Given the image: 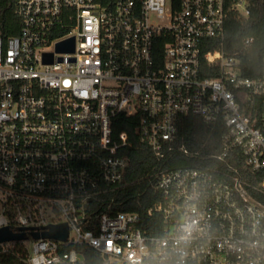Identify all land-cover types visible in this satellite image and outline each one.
<instances>
[{
	"label": "built area",
	"instance_id": "built-area-1",
	"mask_svg": "<svg viewBox=\"0 0 264 264\" xmlns=\"http://www.w3.org/2000/svg\"><path fill=\"white\" fill-rule=\"evenodd\" d=\"M231 11L247 16L246 0L17 1L20 32L0 36V229H69L22 241L23 263L85 264L89 248L102 264H264V206L247 189L264 194V179L240 174L264 171V73L243 77L236 57L209 47L222 46ZM202 63L219 77L201 78ZM118 115L137 118L161 157L181 116L225 126L204 164L159 172L160 234L138 214L91 209L123 186L131 141Z\"/></svg>",
	"mask_w": 264,
	"mask_h": 264
},
{
	"label": "trees",
	"instance_id": "trees-1",
	"mask_svg": "<svg viewBox=\"0 0 264 264\" xmlns=\"http://www.w3.org/2000/svg\"><path fill=\"white\" fill-rule=\"evenodd\" d=\"M18 0H0V36L8 38L19 34L21 21L15 14ZM112 6L115 0H103ZM249 10L247 16L239 11H231L225 25V38L221 44L212 40L209 47L217 49L222 47L226 54L236 57L243 77L260 78L264 73V0H246ZM69 32V30L67 31ZM64 33V32H62ZM253 39L247 43L248 39ZM163 42L158 45L161 51ZM201 78H218L207 63H202ZM264 97L258 100L256 110L262 111ZM114 130L117 134L127 132L131 145L122 151V156L128 161L123 186L108 191L97 208L98 212H107L111 215L117 213H135L140 216L141 228L146 234H160L163 229V218L158 212L151 209L163 201L162 193L158 190L159 172L165 168H177L204 164L206 156L220 152L221 137L225 126L218 122L206 124L200 116L187 115L178 118V133L174 142L175 150L158 156L151 147L141 140L138 132L137 118L118 115L115 118ZM188 151V154L184 153ZM199 153V156L195 154ZM232 162V159H229ZM243 179L250 185H257L264 179V171L252 172L242 169ZM254 200L264 206V194L255 192L247 187ZM9 252L0 251V264H25L21 258L25 253L23 242H13ZM85 264H102L99 255L92 249L82 250Z\"/></svg>",
	"mask_w": 264,
	"mask_h": 264
},
{
	"label": "water",
	"instance_id": "water-1",
	"mask_svg": "<svg viewBox=\"0 0 264 264\" xmlns=\"http://www.w3.org/2000/svg\"><path fill=\"white\" fill-rule=\"evenodd\" d=\"M68 50H74V39H72V46L67 48ZM69 229L66 224L51 225L47 231L42 233L32 232L27 234L26 232L15 233L11 229L5 227L0 229V244L8 242H22L29 239L32 236L34 239L53 238L57 240H65L68 237Z\"/></svg>",
	"mask_w": 264,
	"mask_h": 264
},
{
	"label": "rangeland",
	"instance_id": "rangeland-1",
	"mask_svg": "<svg viewBox=\"0 0 264 264\" xmlns=\"http://www.w3.org/2000/svg\"><path fill=\"white\" fill-rule=\"evenodd\" d=\"M29 246L31 247V244L29 243Z\"/></svg>",
	"mask_w": 264,
	"mask_h": 264
}]
</instances>
